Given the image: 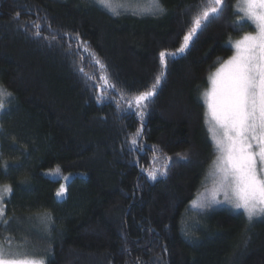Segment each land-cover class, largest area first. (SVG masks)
<instances>
[{
    "label": "trees",
    "instance_id": "1",
    "mask_svg": "<svg viewBox=\"0 0 264 264\" xmlns=\"http://www.w3.org/2000/svg\"><path fill=\"white\" fill-rule=\"evenodd\" d=\"M160 2L163 15L113 17L93 0H0V85L11 93L0 112V185L13 188L2 241L27 243L46 264H264V217L189 207L217 154L207 78L254 28L241 23L238 0H225L178 53L210 0ZM161 51L176 53L166 67ZM161 72L141 117L134 97ZM165 165L167 176L148 178ZM57 167L75 173L62 197L61 179L46 174Z\"/></svg>",
    "mask_w": 264,
    "mask_h": 264
},
{
    "label": "snow or ice",
    "instance_id": "2",
    "mask_svg": "<svg viewBox=\"0 0 264 264\" xmlns=\"http://www.w3.org/2000/svg\"><path fill=\"white\" fill-rule=\"evenodd\" d=\"M101 10L113 17H119L128 11L127 5L120 0H93ZM225 0H210L208 6L194 17L193 27L183 36V43L177 49L183 53L188 48L193 35L201 28L205 21L215 18L223 11ZM166 9L160 0H148V4L140 12L133 11V15L157 16L163 15ZM240 11L243 13L241 23L250 22L254 31L245 33L236 40L233 47L235 53L217 69L212 77L211 93L206 94L211 120L214 122L209 129L219 156L217 157V171L221 174L218 190H223V201L216 199L213 191L210 200H193L194 208L205 209L213 204L227 203L235 209H242L247 220L264 217V0H241ZM19 19V14L13 17ZM26 27V25H22ZM51 27V25H49ZM33 35L40 37L39 24ZM66 35V34H65ZM69 40L78 41V37H69ZM77 50L84 47L77 42ZM69 53L72 44L68 45ZM176 53H159L160 64L167 66V58ZM97 64H101L99 60ZM101 67L103 65L101 64ZM83 72V69H79ZM161 72L155 77L149 90L140 92L134 97L135 107L143 117L142 109L145 101L156 94V87L161 82ZM105 85L109 84L106 77H101ZM95 86V85H94ZM11 96L6 89L0 88V111L5 110V98ZM97 99H101L100 96ZM132 107V102H129ZM142 128L132 135L131 145L137 147V138L142 136ZM166 159L170 160V157ZM59 167L52 175L59 174ZM167 165L162 170L148 171V178L156 180L157 176H167ZM64 179H68L64 177ZM66 192L63 184L56 192L61 197ZM13 193L11 185H0V223L7 226L9 223L4 207L6 198ZM10 243L7 238L0 241V264H46L43 259L30 258L26 253L12 254L5 248Z\"/></svg>",
    "mask_w": 264,
    "mask_h": 264
},
{
    "label": "rangeland",
    "instance_id": "3",
    "mask_svg": "<svg viewBox=\"0 0 264 264\" xmlns=\"http://www.w3.org/2000/svg\"><path fill=\"white\" fill-rule=\"evenodd\" d=\"M120 2L121 3H124L125 5H127V7H128V11L127 12H133V11L140 12L148 4V0H120ZM240 8H241V0H238V10L239 11H240ZM241 37H239V39ZM235 41L232 42V46L234 45ZM234 53H235V48H234ZM234 53H233V55H234ZM225 61H223L222 63H220L218 65V67L208 76V78H207V81H208L207 87L202 92L203 93L202 94L203 104H205V107H206V113H205V115H206V124L209 127V129L213 126V123L214 122L211 120V116L209 114L208 104L206 102V94L207 93H211V90H212V77L215 74V72L217 71V69L220 68V66ZM0 88L3 89V87L1 85H0ZM8 98L9 97H6L5 98V102L8 100ZM211 137H212V135H211ZM213 143H214V147L216 148V145H215V141L214 140H213ZM216 151H217V148H216ZM218 156H219V153L217 151V154H216V156L214 158L215 160L212 161L211 166L208 169L209 170V173L206 176V179H205V183H204L203 188L196 195V197H194L191 200V202H190L189 207H190V209H191L192 212H195V213H198V214H202L203 212L208 211L210 209L224 207V206L230 208L233 211L236 210V211H242L243 212L242 209H235V208L232 207V205L227 204V203H223V204H213L212 206L207 207L205 209L194 208L192 206L193 200H198V199L210 200L211 197H212V194H213V191L214 190H217L216 191V199L217 200H220V201H223V199H224L223 190H218L219 189V185H220V180H221V174L217 171V157ZM55 170L56 169L47 170L46 171V174L49 175V176H51V177L60 178L61 181H62V184L64 186L75 175V173H67V174L63 175V173H61V172H59V174H56V175L50 174V173H54ZM64 177H67L68 179L65 180ZM4 207H5V204H4ZM50 224H51V219H50V217L48 215H46V214L44 215L43 214V215L39 216V220H38L37 227L39 228V230L41 232L48 231ZM0 241H2L1 238H0ZM5 248L9 252H11L12 254L26 253L28 255V257H30V258H36V259H43V260H45V258H43L41 255L38 254V250L37 249H33V247L29 246L27 243H20V242H17V241H10V243H6L5 244Z\"/></svg>",
    "mask_w": 264,
    "mask_h": 264
}]
</instances>
